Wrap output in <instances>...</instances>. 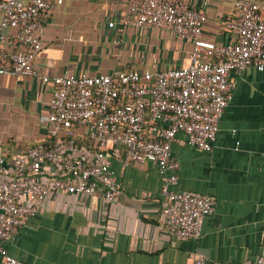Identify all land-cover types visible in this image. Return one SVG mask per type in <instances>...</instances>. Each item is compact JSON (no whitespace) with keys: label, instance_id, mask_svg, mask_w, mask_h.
Segmentation results:
<instances>
[{"label":"crops","instance_id":"0c3cea01","mask_svg":"<svg viewBox=\"0 0 264 264\" xmlns=\"http://www.w3.org/2000/svg\"><path fill=\"white\" fill-rule=\"evenodd\" d=\"M129 0H64L46 13L36 35L42 51L38 77L0 73V171L14 177L20 157L49 141L40 121L50 111L54 85L43 77L66 72L108 74L117 70L163 72L189 64L191 44L172 28L122 24ZM208 16L206 37L234 39L228 22L238 0H183ZM114 22V26L110 23ZM234 100L219 125L211 153L190 147L179 135L180 191L208 195L215 211L203 219L199 239H176L161 224L168 203L165 174L151 162L112 170L123 184L119 201L55 192L37 214L4 244L6 254L27 264H241L264 255V72L232 74ZM23 204H29L22 199ZM0 264L5 258L0 254Z\"/></svg>","mask_w":264,"mask_h":264},{"label":"built area","instance_id":"2783aa9c","mask_svg":"<svg viewBox=\"0 0 264 264\" xmlns=\"http://www.w3.org/2000/svg\"><path fill=\"white\" fill-rule=\"evenodd\" d=\"M64 0H0V73L34 78L42 51L36 35L43 18ZM228 28L234 39L206 37L205 12L183 0H129L122 24L170 27L191 44L189 64L163 72L117 70L108 74L44 76L54 85L47 125L49 141L22 155L12 179L0 171V254L5 264H27L7 255L4 244L55 192L119 201L123 184L113 160L125 166L154 163L165 174L168 203L160 224L176 239H199L203 219L215 211L208 195L177 190L179 135L190 147L211 153L219 125L234 100L231 75L264 72V0H238ZM115 23H110L114 26ZM83 140V142H79ZM22 199L29 204H23ZM195 264H210L198 259ZM241 264H264V255Z\"/></svg>","mask_w":264,"mask_h":264},{"label":"trees","instance_id":"16d2710c","mask_svg":"<svg viewBox=\"0 0 264 264\" xmlns=\"http://www.w3.org/2000/svg\"><path fill=\"white\" fill-rule=\"evenodd\" d=\"M81 141L83 142V140H79V142H81ZM36 146H38V145H35L34 147H36Z\"/></svg>","mask_w":264,"mask_h":264}]
</instances>
